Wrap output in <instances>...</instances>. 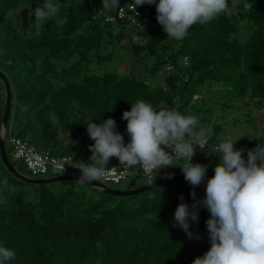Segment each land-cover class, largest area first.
<instances>
[{
  "label": "trees",
  "instance_id": "trees-1",
  "mask_svg": "<svg viewBox=\"0 0 264 264\" xmlns=\"http://www.w3.org/2000/svg\"><path fill=\"white\" fill-rule=\"evenodd\" d=\"M45 2L0 0V72L11 90L4 140L20 173L35 177L14 159L10 137L92 163L86 123L112 117L127 143L121 117L138 100L197 116L198 127L213 133L210 149L237 140L245 161L264 141V0H228L226 12L194 24L182 40L163 30L155 5L137 6L131 21L116 14L121 7L132 14V0H119L110 11L101 0H56V20L37 27L31 10ZM117 60L130 71H104ZM3 106L0 83V119ZM216 163L206 164L195 198L184 175L117 197L74 183L30 184L12 176L0 158V242L16 251L10 264H192L211 247L210 212L198 206L191 238L174 213L181 194L189 205L205 195ZM114 165H120L116 157L107 168Z\"/></svg>",
  "mask_w": 264,
  "mask_h": 264
},
{
  "label": "clouds",
  "instance_id": "clouds-1",
  "mask_svg": "<svg viewBox=\"0 0 264 264\" xmlns=\"http://www.w3.org/2000/svg\"><path fill=\"white\" fill-rule=\"evenodd\" d=\"M131 4L135 10L140 5H155L158 23L176 40L185 38L194 24L211 22L228 9V0H132ZM101 5L110 11L119 7V0H101ZM59 13L56 0H46L31 10L32 22L45 26ZM121 118L127 121V143L112 117L86 123L94 141L89 145L92 163L80 161L78 180L88 183L103 178L112 157L121 165L148 169L154 176L155 170L171 165L174 158H183L180 168L195 198V188L205 182L209 165L192 162L194 145L202 150L212 131L200 129L197 116L157 110L145 100L131 103ZM236 141L225 139L216 145L213 153L222 158L214 165V175L207 178L202 198L189 205L183 202V194L179 197L174 220L189 238L193 236L191 223L199 220L198 206L210 212L206 227L211 247L192 264H264V141L248 151L247 161L243 150L234 147ZM15 257L16 251L0 242V264H10Z\"/></svg>",
  "mask_w": 264,
  "mask_h": 264
},
{
  "label": "built area",
  "instance_id": "built-area-1",
  "mask_svg": "<svg viewBox=\"0 0 264 264\" xmlns=\"http://www.w3.org/2000/svg\"><path fill=\"white\" fill-rule=\"evenodd\" d=\"M127 8L132 12V14L127 13L125 8L121 7L118 9L116 17L120 20L131 17L130 20L133 21V17L139 15V10L137 7L135 10L134 6L131 4L127 5ZM107 20L112 21L113 18H109ZM9 141L13 146L14 159L21 161L27 171H29L33 176H44L49 171L57 172L59 174L77 173V171H80V169L76 167L78 164L71 156L57 157L46 151H39L35 147L29 145L27 141L15 137H10ZM194 147H196L197 150L196 154L193 156L192 162H194L196 158H199L204 153L208 155L216 154L213 153L216 146L210 149L208 147V140L203 146L202 150L198 145H194ZM178 161L184 162V159L174 158L171 161V165L155 170V176L152 175L148 169H145L141 166L128 167L121 164L114 165L106 168L105 176L97 181L104 184L119 185L121 183L129 182L131 178L135 179L142 177L146 181L151 182L158 174L167 172L173 166V164Z\"/></svg>",
  "mask_w": 264,
  "mask_h": 264
},
{
  "label": "water",
  "instance_id": "water-1",
  "mask_svg": "<svg viewBox=\"0 0 264 264\" xmlns=\"http://www.w3.org/2000/svg\"><path fill=\"white\" fill-rule=\"evenodd\" d=\"M0 83L2 84L3 90H4V106H3L2 116L0 119V158L5 168L7 169V171L15 178L22 180L24 182L30 183V184H34V185H47V184L58 183V182H75V183L84 185L86 187L92 188L94 190H97L103 194H107L110 196H117V197H126V196H132V195L150 190L169 180H172L181 175H184L182 169L179 168L171 172H168L164 174L163 176L156 178L152 180L151 182H148L144 185H141L135 188L129 185L125 189H119V188H113L97 180L91 181L88 183H83L80 180H78L80 176V174L78 173H65V174H58V175L49 176V177H38V178H33L25 174H22L16 170L14 165L9 160L7 152H6V148H5L4 135H5V130L7 128L10 109H11V90H10L8 79L1 72H0ZM221 158L222 157L219 154H210L203 158H199L195 160L193 163L209 164L212 162L220 161Z\"/></svg>",
  "mask_w": 264,
  "mask_h": 264
},
{
  "label": "rangeland",
  "instance_id": "rangeland-1",
  "mask_svg": "<svg viewBox=\"0 0 264 264\" xmlns=\"http://www.w3.org/2000/svg\"><path fill=\"white\" fill-rule=\"evenodd\" d=\"M118 55H120V53L118 54ZM119 57H121V56H119ZM126 68H128V63L127 62H125L124 60H123V62H120L119 60H117V62L116 63H114V61L112 62V63H109V64H107L105 67H104V71H119V72H121V73H123L124 71L126 72V70H127V72L128 71H130V69H126ZM126 69V70H125ZM255 131H257V134H259L260 133V130L258 129V127L256 128V130ZM224 138V137H223ZM8 147H10L9 145H7ZM208 154H206V153H204V154H202L199 158H203V157H205V156H207ZM199 158H197V159H199ZM196 159V160H197ZM216 162H219V161H216ZM183 164H184V162H181V161H178V162H176V163H174L173 164V166L171 167L172 169H174V170H176V169H179L181 166H183ZM54 175H58L59 173H57V172H54L53 173ZM164 174H158L157 176H156V178H159V177H161V176H163ZM49 176H51V173L50 174H48L47 176H35L34 178H38V177H49ZM155 178V179H156ZM66 183H74L77 187H79V188H81V189H85L84 188V186L83 185H81V184H76L75 182H66ZM146 183H148V181H146L144 178H142V177H139V178H131V180L129 181V182H126V183H122V184H119V185H113V184H108L109 186H111V187H113V188H119V189H125V188H127L129 185L130 186H132L133 188H135V187H138V186H141V185H144V184H146Z\"/></svg>",
  "mask_w": 264,
  "mask_h": 264
}]
</instances>
